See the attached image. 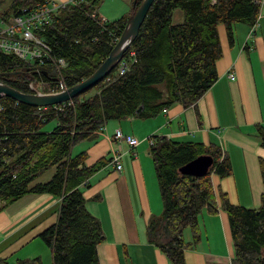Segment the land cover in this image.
Segmentation results:
<instances>
[{"label": "trees", "instance_id": "obj_1", "mask_svg": "<svg viewBox=\"0 0 264 264\" xmlns=\"http://www.w3.org/2000/svg\"><path fill=\"white\" fill-rule=\"evenodd\" d=\"M49 0H0V15L20 16ZM141 0H132L130 14L113 21H99L100 0H86L56 12L49 25L37 31L51 50L53 63L40 66L0 53L1 81L27 93L26 83L41 80L54 87L70 88L87 78L108 55ZM261 0H153L146 16L118 62L126 70L116 74L118 64L101 82L68 102L48 107H29L0 98V210L24 195L49 194L59 199L55 222L38 234L50 251L52 264H99L96 246L103 241L98 220L85 208L80 187L106 160L84 165L85 152L71 155L82 141H92L108 121L125 118L145 120L173 104L193 107L214 83V62L221 56L216 27L222 24L229 43L232 26L255 24ZM4 8V9H3ZM181 20L173 23V11ZM34 68L39 73L34 74ZM53 122L49 131L44 126ZM254 137L264 149V128L254 126ZM148 153L162 206L161 214L145 226L146 242L158 249L168 264H184L183 252L196 245L197 216L222 210L228 221L232 246L229 264H264V160L258 159L262 182L256 208L228 203L218 194L219 207L209 176L230 174V162L215 144L178 143L151 136ZM199 156L210 157L208 173L182 175L179 168ZM52 169L45 181L37 179ZM188 228L190 241L182 230ZM18 264H41L39 258ZM0 264H7L0 260Z\"/></svg>", "mask_w": 264, "mask_h": 264}, {"label": "crops", "instance_id": "obj_2", "mask_svg": "<svg viewBox=\"0 0 264 264\" xmlns=\"http://www.w3.org/2000/svg\"><path fill=\"white\" fill-rule=\"evenodd\" d=\"M216 33L221 51L214 62L216 79L193 107L173 104L153 118L108 121L94 140L82 141L71 149V155L85 152V166L106 160L87 179V186L80 187L85 208L98 220L103 235L96 246L99 264H168L145 237L148 219L162 211L148 153L147 139L151 136L219 146L231 171L221 179L209 176L217 207L219 192L232 205L258 207L262 192L258 159L264 160V149L254 137V126L264 128V0L252 31L245 24H234L231 43L222 24L217 25ZM228 71L234 80L226 78ZM117 129L138 142L133 149L120 145L118 171L108 161L110 151L116 150L111 136ZM58 206L59 199L49 194H28L2 208L0 260L18 264L37 257L41 264H52L50 251L38 234L55 222ZM197 227L198 241L193 249L183 252L184 264H229L232 246L225 213L218 208L215 215H208L202 209ZM181 237L190 241L188 228L182 230Z\"/></svg>", "mask_w": 264, "mask_h": 264}, {"label": "built area", "instance_id": "obj_3", "mask_svg": "<svg viewBox=\"0 0 264 264\" xmlns=\"http://www.w3.org/2000/svg\"><path fill=\"white\" fill-rule=\"evenodd\" d=\"M86 3V0H68L58 3L49 0L47 4L38 6L32 10L24 12L20 16L4 17L0 15V53H4L14 57L15 59L29 64H35L42 67L45 63H53L62 68L64 63L62 60H54L51 56L50 47L37 36V31L50 24L52 16L68 6H78ZM99 21H104L99 17ZM256 22V21H255ZM255 25V24H254ZM250 27V31L253 30ZM126 63L120 62L116 69V74L121 75L126 70ZM34 74L39 73L38 68H34ZM226 78L230 81L234 80L231 71L226 73ZM0 82L3 83L0 79ZM27 93L29 94H48L58 93L66 88L61 82L54 87L48 86L41 80L32 79L26 83ZM1 98V97H0ZM1 110V107H0ZM116 150L110 151L108 161L114 166L116 171L120 170L119 151L120 145L125 144L129 149L137 146V140L128 134H123L120 130H115L111 136ZM148 146L152 144V139H147ZM0 201V205H1Z\"/></svg>", "mask_w": 264, "mask_h": 264}, {"label": "water", "instance_id": "obj_4", "mask_svg": "<svg viewBox=\"0 0 264 264\" xmlns=\"http://www.w3.org/2000/svg\"><path fill=\"white\" fill-rule=\"evenodd\" d=\"M153 0H141L135 12L127 20L121 34L110 49L108 55L102 60L98 67L84 80L70 88L58 93L48 94H29L19 92L4 83L0 82V97L26 105L29 107H48L70 101L72 98L89 90L97 83L101 82L121 60L123 53L127 50L132 40L135 38L146 13ZM14 73H0V79ZM212 161L208 156H199L186 165L179 168L178 172L182 175L200 177L208 173Z\"/></svg>", "mask_w": 264, "mask_h": 264}, {"label": "rangeland", "instance_id": "obj_5", "mask_svg": "<svg viewBox=\"0 0 264 264\" xmlns=\"http://www.w3.org/2000/svg\"><path fill=\"white\" fill-rule=\"evenodd\" d=\"M58 3H62L68 0H54ZM132 5V0H100V4L97 8L98 16L106 21H113L121 16L130 14ZM4 9V8H3ZM181 16L179 11H174L172 13L171 19L173 23H178L180 20L176 21V17ZM54 123L51 122L44 126V131H49ZM52 169L43 173L37 181H45L51 175Z\"/></svg>", "mask_w": 264, "mask_h": 264}]
</instances>
